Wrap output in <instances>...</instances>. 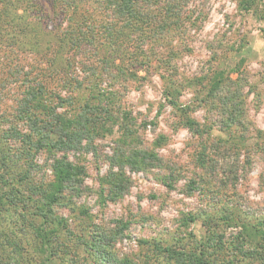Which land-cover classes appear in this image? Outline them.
<instances>
[{"label": "rangeland", "instance_id": "374dc122", "mask_svg": "<svg viewBox=\"0 0 264 264\" xmlns=\"http://www.w3.org/2000/svg\"><path fill=\"white\" fill-rule=\"evenodd\" d=\"M72 1L74 12L71 0H0V203H10L0 204V264L39 263L32 190L51 182L63 157L83 171L49 213L52 227L66 220L51 242L52 264H176L153 242L174 252L201 241L224 249L205 250L211 264L260 255L264 0H176L178 26L160 33L144 25L146 38L132 32L119 50L101 36L108 20L127 30L114 10ZM68 16L97 38L79 49L69 37L59 43L75 30ZM38 84L44 102L69 119L91 93L110 94L101 102L115 119L104 118L111 131L59 150L58 127L48 138L39 133L49 111L39 109L36 123L16 117L25 90ZM232 211L246 228L228 219ZM98 249L106 259L95 263Z\"/></svg>", "mask_w": 264, "mask_h": 264}, {"label": "trees", "instance_id": "16d2710c", "mask_svg": "<svg viewBox=\"0 0 264 264\" xmlns=\"http://www.w3.org/2000/svg\"><path fill=\"white\" fill-rule=\"evenodd\" d=\"M252 1L253 0H244V7H246V5L250 4ZM175 2L176 0H102L101 3L105 5V7H110L112 10H114L112 11V13L115 18L118 19L119 17L120 19H122L124 21L123 25L128 28L127 30L126 28L121 29L120 26H117L115 22L108 20L107 22L102 23L101 36L104 37V40L109 42L111 46L110 50H119L120 43L126 45L124 44V41L129 39L132 32L137 31L140 37L146 38L144 33L145 26L148 28L150 27V30L152 31L158 30V32L160 33L165 29H172L173 24L178 26L181 21L179 17L180 11L178 10L179 5L175 4ZM73 4L74 2L72 0L71 3L68 2V6H71ZM74 6L75 5L69 7V12H74ZM71 14L72 13H70L69 15ZM70 20L74 22L69 24L72 25L75 30H72L73 32L66 30L64 33H62L59 43L69 37L70 44L74 47L76 46V48L79 49L85 42L91 43L93 41L92 39L97 38V34L95 33L96 30L90 31L89 24L87 25L86 21L81 20L80 25L78 24L77 20L75 21L72 18H70ZM88 38L91 41H88ZM136 47L137 50H140L138 46ZM122 50H127V48H122ZM115 57L117 58V56ZM103 62H105L106 64L110 62L112 63V65H114V62L109 61L108 58L103 59ZM144 63L145 60L140 61V65H144ZM117 68L119 69V71L121 70L123 72L121 67L117 66ZM75 86L79 88L80 82L77 81ZM44 92L45 87L41 84H38L35 87L27 88L24 92L25 98L22 101L20 100V102L18 103L16 117L19 120L24 119L30 122L32 121V123H36L41 119L39 117L41 113L39 112V109L47 112L49 111L45 114L44 119L46 120L42 121L43 125L41 127H47V129L43 132L39 131V133L45 135V137L48 138L50 132L52 131L48 127L55 126L58 127V129L60 130V134L62 135V138L58 140V143L61 146L59 147L56 141L54 145L50 146V150L54 149L53 147H55L56 149L59 147V150L63 151L77 149L81 145L82 139L89 137L91 138V136H101L102 134L111 131V129L106 125L105 122L110 118L113 123H115V119H113V117L111 116V111L108 110V106L104 107L101 102L108 93H91L87 97L85 101L86 103L83 106L85 109L81 113L77 114L74 118L69 119L65 118L63 115L55 113L53 109H51L49 105L44 102L46 100L45 97H43ZM108 96H110V94H108ZM57 97L60 96L57 95ZM93 99L97 101L95 104H92L91 100ZM170 103L174 105L173 101H170ZM105 117L109 118L105 120ZM185 123L190 128H193V124L191 125L190 120H186ZM149 156L152 157L154 155L150 154ZM53 168L54 175L51 182H49L48 184H44V182H41L40 186L34 187L32 190V193L34 195L39 196V198L34 201L36 202L35 204H37L36 207L38 209V212L36 213L35 211V214H32V212H30V214L34 219L39 217L40 221L29 222V224L33 227V231L36 237L35 242L40 258L38 264H52L53 257L56 253L51 245L53 236L56 237L58 235V229H60V227H66V220L64 219H60L58 221V224L54 227L50 225L49 213L51 215L52 206L55 203L60 202V199L64 197V191L67 190V187H69L68 185L70 184V186H72L73 182L76 180V177L79 174H82L83 171L82 167H75L69 161L64 160V157L58 159ZM74 192L75 189L70 187V193L73 194ZM17 195L18 190H16V196ZM0 204L4 208L10 206V203L6 200H3ZM246 217L247 216L245 215V220ZM228 219H230L237 225L241 224L243 226L242 220H240V217L238 216L235 217L234 211H232ZM259 233L261 234L262 239H264V229H259ZM181 243L185 244L184 242ZM207 243L208 242L201 241L198 245H182V252H174V250H172L169 246H161L160 244H158V242H153L151 247H153V249L157 250L159 253H165L168 261H175L176 264H211V253L208 256L206 251H208L210 248H214V246H209V243L207 246ZM93 247L96 246L92 245V248ZM260 249H263V252H258L260 255H257V253H248L246 256V259L248 260H246L247 262L245 261L242 263V260L244 259H239L238 261L232 260L230 258H226L224 259V261L228 260L226 264H232V262L235 263V261L238 262V264H264V243L260 245ZM214 250H217L216 254L224 251V249H217V247H215ZM94 253L95 257H92V259H95V263L106 259V252L104 249H98ZM225 255H227L228 257V254ZM109 260L114 261V259L112 258H109ZM122 264L128 263L124 260L122 261ZM216 264L224 263L218 262Z\"/></svg>", "mask_w": 264, "mask_h": 264}]
</instances>
